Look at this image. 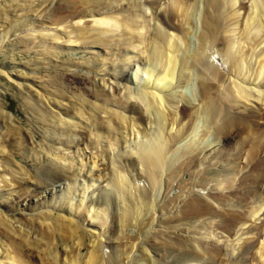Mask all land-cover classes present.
<instances>
[{
    "label": "rangeland",
    "instance_id": "1",
    "mask_svg": "<svg viewBox=\"0 0 264 264\" xmlns=\"http://www.w3.org/2000/svg\"><path fill=\"white\" fill-rule=\"evenodd\" d=\"M38 1L40 5H37V10L26 6L33 2L38 4ZM66 1L71 6L65 9L70 10L66 11L62 8L57 13L51 10L59 0H0V197L2 196L0 198L2 201L0 212L4 213L6 208L3 205L10 203L11 206L17 207L13 211L9 210L10 214L14 218L23 221L29 220L31 222L29 218H32V213H37V209L49 212L47 215H40L41 217H39V214L36 216L46 224L60 214L72 218L73 221L75 220L80 224V230L75 232L72 229L75 236L69 234L68 238L63 241L59 239L61 235L57 233V239H53L52 246L63 258L71 255L70 251L72 249L75 260L77 259L80 264L85 262L90 254L98 252L99 256L96 257V264H134L135 261L140 263L145 262L144 258L147 255L155 262L157 260L164 264L168 262L166 260L169 258V252L171 253L170 249L166 247L165 241H172L173 238L183 239L182 244L184 246L189 244L199 246L198 242H203L206 246L216 243L224 245L226 247L224 251H231V249L234 251L235 248L232 245L240 241L245 232L242 235L241 230L238 228L239 224L234 226L236 229L234 234H227L223 229L217 228L216 223L219 222L221 216L217 213L218 211L214 212L211 208H215L217 205L222 210L223 207L227 206L224 204L227 199L218 202L213 198L215 194L226 195L231 190L237 191L238 193L235 192L237 196L246 193L247 183L243 181L244 183L239 185L238 179L248 173V169H250L251 164L244 165L247 161L246 155L249 147L245 146L243 149H239L240 151L234 163L229 162V165H225L230 159L229 157H232L229 152L234 150L237 153L236 151L239 148L235 143V139L243 141L245 134H237L235 138L230 139V144L221 139L212 142L213 145L215 144L211 147L212 149L210 147L206 151V148L203 149V154L202 152L198 153L199 158L204 157V154H212L215 148H222L228 154L221 152V155L216 153L213 156L210 155L211 157L200 158L202 162H197V167H194L193 173L189 172L185 175L179 173L174 177L175 179L173 178L171 189L168 187V176H165L163 172L158 174L157 179H154L156 183L151 188L148 180H146L147 177L143 173V164L139 160V152H132L137 150V147H134V141L142 139L140 132L142 128L138 129L141 125L136 121L137 116L135 114L144 115L143 118L145 119L149 109L143 107V103L140 102L138 97H131L130 102L129 99L127 101L128 104L133 103L134 107L132 108H135V111H138L137 113L132 112L134 110H131L128 106L120 103L116 104L115 102L117 99H124V91L128 86L132 88L133 85H142V79L133 80V78L136 67L142 65V62L138 61L139 54H141L140 56L144 59V62L147 60L146 53L139 52L136 48L118 42L116 38L120 39V35H122L120 30H116L115 34L105 33L106 41L96 40V37H92L93 29L89 28H102V26L94 24L95 20L97 21L102 15L100 13L102 10L99 12V6L93 2L96 0H90L91 2L88 4L85 3L86 0ZM141 1L143 0H107L108 3H106L109 4L110 8L105 9V11L106 14L115 15L117 8L126 9L130 7L127 5L128 2L136 5ZM134 9V7H130L126 12L124 10L123 12L126 15L136 16ZM144 10L146 18L150 19V29L157 26L159 22L156 24L155 20L151 18L153 17L151 9L146 6ZM77 11L84 12V16L73 17V12ZM138 11L141 12L140 7ZM199 15L200 5L197 13L195 12L194 20H197ZM84 26L88 27L86 29L88 32L85 31L84 33L85 37L73 42L75 29ZM157 27L163 29L160 23ZM193 28L194 31L197 30L196 34L199 33L196 25ZM163 30L172 31V29L167 28ZM194 31L192 32L194 33ZM193 33H189L191 48H194V41L196 43ZM121 39L124 40L122 37ZM95 41L100 42L96 44L89 43ZM155 66L159 69L158 63ZM121 70L128 73L132 82H130L131 80H119L121 79L119 77L121 76ZM259 83L260 87L255 85L254 90L257 87L264 89V82ZM117 84L121 89L119 95L113 92L112 89ZM250 85L252 86V83ZM182 89L192 98L193 85L184 84ZM99 91L108 92L110 101L103 100L98 95ZM81 99L100 103L104 107V110H100L97 114V123L91 120L90 114L92 112H89L86 106H81ZM254 100L255 98L252 97L242 98L241 102L238 99L235 105L240 104L239 107L243 109H257L256 103L259 104V102ZM110 110L125 113L128 120L131 119V124L127 125V122H125V127H122V125L115 127L114 124L117 120L115 116L113 120L111 119ZM201 121L199 127L196 128L197 137L201 136L203 127H208L207 123L202 124ZM147 125L149 124H146V127ZM98 126L110 130L109 132L113 134V137L106 134L107 132L98 128ZM80 133L86 135V138H81L84 140L83 142H81L80 136L82 135H79ZM122 133L125 134L126 147L113 144L116 138H121ZM207 134L201 137L203 139L210 138V135ZM50 137L73 138V140L64 144V142L50 140ZM160 141L162 140H158L159 143ZM253 141L254 138L248 142ZM142 142H145V139ZM231 144L233 145L232 149ZM90 145H95L98 150L100 147L106 149L102 157L105 164L107 158L111 157L108 171L101 169L102 165L98 161L101 156L95 157L93 152L96 148L90 150ZM158 147L160 146L158 145ZM116 157L119 160L122 159L124 169L119 170L120 163H117ZM256 157L258 159L259 155ZM112 161L116 163L115 166L111 164ZM230 163L234 166L233 168H229ZM179 164L178 162L175 166ZM51 165L57 168L59 165H65L69 167L70 171V168H76V171L73 174L67 173L70 174L68 177L59 174V171H57L53 174L58 173L61 176L53 177L52 174L47 172ZM235 165L238 166L236 169ZM105 167L107 166L105 165ZM77 168L81 170L78 174H75ZM226 168H228L227 173ZM191 169V167L187 168L188 171H191ZM213 170L221 171L215 175ZM256 175L253 171L252 177H256ZM123 176L127 179L126 190L117 188V194L114 189L111 195L108 194L109 187L117 186L113 181L121 182ZM109 178L113 181H109ZM179 183L182 185L181 189L177 187ZM66 184L69 185L66 186ZM46 186L56 188V192H53L54 195L48 194V198L44 200L46 205L39 206V203H36L34 206H38V208L31 211L21 208L23 205L20 204V200L24 199L29 193L35 194L37 191L44 190ZM147 189L151 190L154 198L152 200L150 198L145 203V207H149L148 213L150 212V215L147 213V220L150 223H144L143 225L137 223L134 230L130 228L121 230L117 227L116 233L110 232V223L115 217V212L120 213L119 219L121 221L124 218L131 217V223H135L136 214H140L138 211L143 212L146 208L143 209L144 204L137 203L135 205L132 203V199L130 201L127 199H130L131 196L142 197V192ZM249 189H251L250 184ZM149 190L146 192L147 194ZM175 194L179 195V199L175 201V204L168 202L170 197ZM165 195L168 196L166 199H164ZM191 195L200 196L202 199H187ZM230 197L232 195H228V198ZM255 197L250 193L247 194L245 207L248 204L254 205L260 202L264 199V193L258 195L257 198ZM88 199L94 200V204L90 208L84 207L87 205L84 202ZM97 200H102L104 202L102 203L103 206H95ZM190 201L192 203L188 207L194 205L195 208L198 201L208 205L213 212L207 210L198 213L194 211L185 213V210L188 209L187 203ZM113 202H116V204H113ZM230 207L234 206L230 204ZM179 209L180 213L178 212ZM262 209L264 210V208ZM95 210L102 214L103 218L105 217L103 223L101 219L93 215ZM129 211H132L133 217L129 215ZM178 213L181 221L180 227L171 228L178 222H166L165 217ZM254 214L250 216V220L245 224L258 222V218L260 219L262 215ZM36 217L34 215V218ZM150 217L154 218L150 220ZM36 225L42 233H46L45 230L49 231L41 226L42 229L37 219ZM130 230L134 234L133 247L130 242L124 246L122 242L116 241L115 237H122L125 232L131 233ZM197 239L201 240L198 241ZM209 241L211 242L208 243ZM5 246L7 247L5 238L0 235V247L5 248ZM1 250L0 260L2 259V264H6L11 259L5 257L4 249ZM206 257L203 255L199 260L193 258L183 263L200 264ZM37 261L43 264L42 260L37 259ZM64 263V260L57 262V264Z\"/></svg>",
    "mask_w": 264,
    "mask_h": 264
},
{
    "label": "bare ground",
    "instance_id": "2",
    "mask_svg": "<svg viewBox=\"0 0 264 264\" xmlns=\"http://www.w3.org/2000/svg\"><path fill=\"white\" fill-rule=\"evenodd\" d=\"M90 2V0L85 1L86 4ZM93 2L99 6V12L102 10L100 12L102 13L101 17L97 21L95 20L94 24L102 26V28H89L93 29L92 37H96V40L101 39L106 41V37H104L105 33L115 34L116 30H120L122 35H120V39L116 38L118 42L136 48L139 52L146 53L147 56V60L143 62L144 59L139 54L138 61H141L142 65L141 67L138 65L136 71H134L133 80L142 79V85H133L132 88L128 86L124 91V99H117L115 102L116 104L120 103L121 105L128 106V108L134 110L132 112L137 113L138 111L136 112L135 108H132L134 107L133 103L128 104L127 101L129 99L130 102L131 97H138L140 102L143 103V107L149 109V115L147 114L145 119L143 118L144 115L135 114L137 116L136 121L141 125L138 129L142 128L140 130L142 139L134 141V147H137V150H133L132 152H139V160L143 164V173L147 177L146 180H148L151 188L156 183L154 179H157L158 174L162 172L165 176H168V187L171 189L173 187L171 186L173 178L177 174L183 173L185 175V173H193L197 162H200L205 156L226 153L222 148H215L213 152L211 151L212 154H204V157L199 158L198 153L202 152L205 148L206 151L208 147L212 149L211 147L215 145L212 142H216L219 139L230 144L231 138H235L239 133L245 134L243 141L235 139V143L239 148L236 151L237 153L234 150L229 152L232 157H229L230 161L228 160L225 165L229 162L234 163L240 151L239 149H243L245 146L249 147H247V161L244 165L251 164L249 167L251 170L248 169V173L238 179L239 185L243 184V181L247 183L245 195L237 196L238 192L232 190L227 192L226 195L215 194L213 198L218 202L227 199L224 202L227 206L223 207L222 210L217 205L215 208H211L214 212L218 211L217 213L221 216V219L218 220L219 222L216 223L217 228L223 229L227 234H234V232L236 233L234 226L239 224L238 228L241 230L242 235L245 232L240 241L232 245L235 248L234 251L233 249L231 251H224L226 247L216 243L206 246L203 242H198L199 246H192L191 244L184 246L182 244L183 239L173 238L172 241H165L166 247L170 249L171 253L169 252L168 254L169 258L166 260L168 262L164 264H184L183 262L188 259L194 258L199 260L203 255L207 257L200 264H264V210L262 209L264 208V199L257 204H248L245 207L247 194L250 193V195L252 194L253 197L256 196L255 198H257L258 195L264 193V89L258 88L260 87L259 82H264V0H168L166 2L165 0H143L140 3H136V5L135 3L129 4L128 2L127 5L135 8L136 16L124 13L130 7L126 9L122 7L119 9L115 8L116 14L109 15L105 11V9L110 8L107 0H96ZM37 5H40L39 1L38 4L33 2L26 6L30 7V9L31 7L35 9ZM145 5L151 9L153 14L151 18L155 20L156 24L159 22L160 26H163V29H172L175 33L172 31L167 32L157 27L159 23L150 29V19L146 18L144 12ZM199 5L200 15L197 20H194L195 12L197 13ZM68 6H71L68 1L59 0L51 11L57 12ZM139 7L141 8V12L138 11ZM68 10L70 9L66 11ZM96 11L98 12V10ZM96 11L95 13H97ZM83 14L84 12L77 11L73 12L72 15L73 17H82L84 16ZM195 25L199 30L197 34L195 33L197 30L194 31V28L192 29ZM86 29H88L87 26L76 28L73 35L75 39L72 41L75 42V40L84 38L85 31L88 32ZM189 33H193L195 36L196 43L194 41V48L190 47ZM97 42L100 41L89 43L96 44ZM157 63L159 69L155 66ZM119 77L121 79H117L131 80L130 82H132V79H130V76L124 70H121V76ZM250 83H252V86ZM184 84L194 86L192 98L182 89ZM255 85L258 87L256 86L257 88L254 90ZM112 89L113 92L119 95L121 89L118 84L114 85ZM98 95L103 100L110 101L108 92L99 91ZM247 97L255 98L254 101L259 102V104L256 103L257 109H243L239 107L240 104L235 105L238 99L240 101L242 98ZM195 100L196 102H194ZM80 101L81 106H86L89 112H92L90 114L91 120L97 123V114L100 110H104V107L100 103L97 104L89 100L81 99ZM75 109L77 110V108ZM110 113L112 114H110L112 120L114 116L116 117L117 122L115 121V127L121 125L125 127V122H127V125L131 124V119L128 120L125 113L114 110H110ZM200 120H202V124L207 123L208 125V127H203L201 136L208 133L210 138L208 136L206 139H203L201 136L197 137L196 128L199 127ZM146 124L149 125L146 127ZM98 128L105 130L104 127L98 126ZM105 131L107 132L106 134L113 137V134L109 132L110 130ZM83 134H79L82 135L80 139L86 138V135L84 136ZM116 134L120 135L117 132ZM253 138V142H248ZM125 139V134L122 133L121 138H116L113 144H120L122 147H126L127 141ZM144 139L145 142H142ZM50 140L67 144L73 138L50 137ZM158 140L162 141L159 143ZM83 141L81 139V142ZM89 148L90 150L91 148H96L93 153H95V157L101 156L98 159L102 165L101 169L108 171L111 157L107 158L106 164L102 157L106 149L100 147L98 150L95 145H90ZM232 148L233 145L231 144ZM256 154L259 155L258 159ZM116 160L117 163H120L119 170L124 169V165L122 166L121 162L122 159L119 160L116 157ZM178 162L180 164L175 166ZM111 164L115 166L116 163L112 161ZM230 165L229 168L234 167L231 163ZM236 165L235 169L238 167ZM188 167L192 168L191 171L187 170ZM116 168L118 170V166ZM70 169L71 171L65 165H59L58 168L51 165L47 172L52 174L53 177H60L61 175L68 177L70 174L67 173L73 174L76 171V168ZM80 170L79 168L75 174H78ZM57 171L61 175H58V173L53 174ZM219 171L221 170H213L215 175L219 174ZM253 171L257 174L256 177H252ZM108 180L113 181L111 178ZM121 180V182L113 181L117 186L109 187L107 193L111 195L114 189L117 194V188H124L126 190L127 179L123 176ZM249 184L251 189H249ZM68 185L66 184V186ZM52 187L46 186L42 191L26 195L24 199L20 200V204L23 205L21 208L31 211L38 208V206H34L36 203H39V206L46 205L44 200L48 198V194L53 196L56 192V188ZM177 187L181 189L182 185L179 183ZM148 190L142 192V197L131 196L130 199H127L129 201L132 199V203L135 205L137 203L144 204L143 209L146 208L143 212L138 211L140 214H136L137 221L135 220V223H131V217L124 218L121 221L119 219L120 213L113 211L115 212V217L113 221L111 220L110 232L116 233L117 227L121 230L124 228L125 230L127 228L134 230L137 223L141 225L150 223L147 220L150 213H148L149 207H145V203L150 198L151 200L154 198L151 190H149L148 194L146 193ZM228 195H232V197L228 198ZM166 197L168 196L165 195L164 199ZM177 199H179V195L175 194L170 197L168 202L175 204ZM187 199L202 198L197 195H191ZM93 201L92 199H88L84 202L87 203L84 207L90 208L94 204ZM192 201L187 203V207ZM1 202L0 200V204ZM102 203H104L102 200H97L95 206H103ZM114 203L116 204V202ZM196 203L195 208L194 205L190 206L185 210V213L188 211L198 213L199 211L207 210L208 212H213L208 205L198 201ZM230 204L234 207H230ZM3 206H5L6 210L4 213L0 212V235L4 236L7 247H0L2 249L0 250L3 251L4 249L5 257L11 259L6 264H38L37 259L42 260L43 264H57L60 260H64V264H80L77 262V259L75 260L72 249L70 251L71 255L63 258L56 252L55 247L52 246L53 239H57V233L61 235L59 239L62 241L66 240L69 234L75 236V232H78L81 228L80 224L75 220L74 222L72 218L60 214L46 224L36 216L39 214V217H41L40 215H47L49 212L37 209L38 211L35 214H31L30 212L32 218L29 219H31V222L29 220L23 221L14 218L9 212V210L13 211L17 209L16 206L13 207L10 203ZM178 212L180 213V209ZM179 213L175 215L170 214L165 217L166 222H178L171 228L180 227ZM257 213L262 215L260 219L258 218V222L254 221L250 224H245L250 220L252 214L257 215ZM34 215L36 218H34ZM93 215L101 219L102 223L104 222L105 217L103 218L102 214L97 212V210L93 212ZM129 215L133 217L132 211H129ZM153 218L150 217L149 219ZM36 219L40 223V227L47 228L49 231L45 230L44 232L46 233L40 232L37 229ZM92 224L97 225L96 223ZM115 239L119 243L122 242L124 246L128 245L129 242L131 246L134 245L133 231L131 233L125 232L122 237L117 236ZM184 241L188 242L187 240ZM173 252L175 253L171 255ZM98 256L99 252L92 253L81 264H96L95 261ZM144 260L145 262L140 263L135 261L134 264H163L157 260L155 262L148 255ZM0 263H3L2 259Z\"/></svg>",
    "mask_w": 264,
    "mask_h": 264
}]
</instances>
